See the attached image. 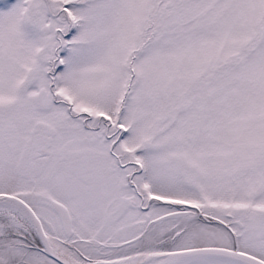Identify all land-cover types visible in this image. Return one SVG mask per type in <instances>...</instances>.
Returning a JSON list of instances; mask_svg holds the SVG:
<instances>
[{"label": "snow or ice", "instance_id": "6c2138e0", "mask_svg": "<svg viewBox=\"0 0 264 264\" xmlns=\"http://www.w3.org/2000/svg\"><path fill=\"white\" fill-rule=\"evenodd\" d=\"M0 264H264V0H0Z\"/></svg>", "mask_w": 264, "mask_h": 264}]
</instances>
